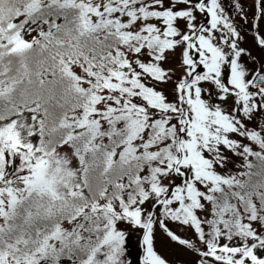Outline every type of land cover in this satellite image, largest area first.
Segmentation results:
<instances>
[{"label":"snow or ice","instance_id":"6c2138e0","mask_svg":"<svg viewBox=\"0 0 264 264\" xmlns=\"http://www.w3.org/2000/svg\"><path fill=\"white\" fill-rule=\"evenodd\" d=\"M0 264H264V0H0Z\"/></svg>","mask_w":264,"mask_h":264},{"label":"rangeland","instance_id":"374dc122","mask_svg":"<svg viewBox=\"0 0 264 264\" xmlns=\"http://www.w3.org/2000/svg\"><path fill=\"white\" fill-rule=\"evenodd\" d=\"M247 3L250 4L251 3V0H247ZM250 35V34H249ZM249 46H251V40L249 39V42H248ZM255 51V49H253ZM135 235L133 234L132 235V244L134 245L135 244Z\"/></svg>","mask_w":264,"mask_h":264}]
</instances>
